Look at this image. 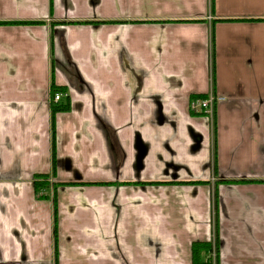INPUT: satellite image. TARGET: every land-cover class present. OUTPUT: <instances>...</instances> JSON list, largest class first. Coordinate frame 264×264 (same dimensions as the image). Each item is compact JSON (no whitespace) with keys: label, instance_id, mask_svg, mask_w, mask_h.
I'll list each match as a JSON object with an SVG mask.
<instances>
[{"label":"crops","instance_id":"obj_1","mask_svg":"<svg viewBox=\"0 0 264 264\" xmlns=\"http://www.w3.org/2000/svg\"><path fill=\"white\" fill-rule=\"evenodd\" d=\"M214 196L219 264H264V0H0V264H192Z\"/></svg>","mask_w":264,"mask_h":264},{"label":"trees","instance_id":"obj_2","mask_svg":"<svg viewBox=\"0 0 264 264\" xmlns=\"http://www.w3.org/2000/svg\"><path fill=\"white\" fill-rule=\"evenodd\" d=\"M52 7V4H51ZM70 24V23H69ZM212 46H213V39H212ZM214 51L212 50V59H213V54ZM51 62H52V71H51V88H50V98L54 101V98L57 94H64L66 93L65 89L57 87L53 81V76H54V62H53V45H51ZM206 97L202 96H193L192 101L196 99H205ZM51 110H52V136L53 139H55V115L58 113H65L70 111V100L69 97H63L60 102L55 103L52 102L51 104ZM214 140L216 141L215 134H216V129H215V124H214ZM217 167V157H216V152L214 155V170H216ZM52 169L53 172L55 173L56 171V153H55V145L53 141V161H52ZM48 176L47 175H42L38 176L37 180L34 182L36 186V190L38 192H42L44 189L48 187L47 183ZM201 184V183H199ZM155 185V184H152ZM158 185V184H156ZM58 186V185H55ZM59 186H66V185H59ZM217 215L218 213L216 212V220H217ZM54 219H55V254L57 255V203L56 199L54 198ZM215 232L217 234V240H218V231H217V222H216V228ZM192 264H211V252H212V244L211 243H193L192 247ZM56 262H57V257H56ZM218 264V262H217Z\"/></svg>","mask_w":264,"mask_h":264},{"label":"built area","instance_id":"obj_3","mask_svg":"<svg viewBox=\"0 0 264 264\" xmlns=\"http://www.w3.org/2000/svg\"><path fill=\"white\" fill-rule=\"evenodd\" d=\"M64 97L62 94H57L54 102L58 103ZM220 99L213 93H209L205 99H196L191 103V109L195 114L208 117L211 121L214 120L216 107Z\"/></svg>","mask_w":264,"mask_h":264},{"label":"flooded vegetation","instance_id":"obj_4","mask_svg":"<svg viewBox=\"0 0 264 264\" xmlns=\"http://www.w3.org/2000/svg\"><path fill=\"white\" fill-rule=\"evenodd\" d=\"M199 116L195 114V116ZM213 168H214V160H213ZM216 212L218 213V198L214 196V206H213V214H214V235H213V242L212 244V252H211V264H219V243L217 240V234L215 232L216 228Z\"/></svg>","mask_w":264,"mask_h":264},{"label":"rangeland","instance_id":"obj_5","mask_svg":"<svg viewBox=\"0 0 264 264\" xmlns=\"http://www.w3.org/2000/svg\"><path fill=\"white\" fill-rule=\"evenodd\" d=\"M159 226H160V224H157V223H156V230L159 228Z\"/></svg>","mask_w":264,"mask_h":264}]
</instances>
